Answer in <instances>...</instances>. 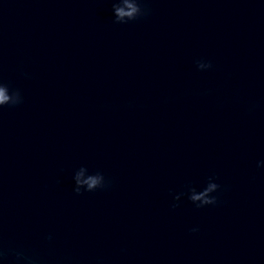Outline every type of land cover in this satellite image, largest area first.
Returning a JSON list of instances; mask_svg holds the SVG:
<instances>
[{
    "label": "water",
    "instance_id": "water-1",
    "mask_svg": "<svg viewBox=\"0 0 264 264\" xmlns=\"http://www.w3.org/2000/svg\"><path fill=\"white\" fill-rule=\"evenodd\" d=\"M0 246L41 264H264V134L101 50L0 11ZM109 187L76 194L72 175ZM215 173L218 203L172 195ZM192 227L199 231L193 233ZM51 233L53 239L48 241Z\"/></svg>",
    "mask_w": 264,
    "mask_h": 264
},
{
    "label": "clouds",
    "instance_id": "clouds-1",
    "mask_svg": "<svg viewBox=\"0 0 264 264\" xmlns=\"http://www.w3.org/2000/svg\"><path fill=\"white\" fill-rule=\"evenodd\" d=\"M151 9L145 3V0H122L121 3L111 4L113 21L118 24H128L144 18L150 14ZM198 71H208L213 65L210 60L199 58L195 60ZM24 102V96L21 90L13 86L9 81L0 78V109L5 107H15ZM257 168H264V159L257 161ZM218 177L213 173L207 177L206 183L202 187H196L192 183L185 185L186 191L177 192L172 195L171 208L179 207L181 198L187 196V199L200 209L206 206H215L218 203V193L221 189ZM73 191L76 194L84 192H94L98 189H105L110 186L111 180L100 171L88 172L84 167H80L72 175ZM191 232L199 231L198 227H192ZM48 241L53 239L51 233L46 237ZM14 256L13 264H41V261L34 255H29L21 249H11ZM7 253L0 246V264H5Z\"/></svg>",
    "mask_w": 264,
    "mask_h": 264
}]
</instances>
